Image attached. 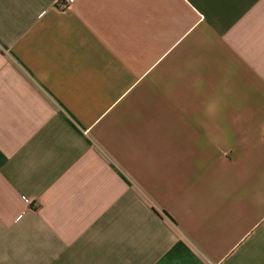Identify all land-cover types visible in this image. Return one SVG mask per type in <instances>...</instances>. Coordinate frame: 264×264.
<instances>
[{
    "label": "crops",
    "instance_id": "1",
    "mask_svg": "<svg viewBox=\"0 0 264 264\" xmlns=\"http://www.w3.org/2000/svg\"><path fill=\"white\" fill-rule=\"evenodd\" d=\"M0 264H264V0H0Z\"/></svg>",
    "mask_w": 264,
    "mask_h": 264
},
{
    "label": "built area",
    "instance_id": "2",
    "mask_svg": "<svg viewBox=\"0 0 264 264\" xmlns=\"http://www.w3.org/2000/svg\"><path fill=\"white\" fill-rule=\"evenodd\" d=\"M65 1H66V0H65ZM71 1H72V0H67V2H71ZM58 4H60V2H59ZM60 6L63 7V8H66V7H65V4H60Z\"/></svg>",
    "mask_w": 264,
    "mask_h": 264
}]
</instances>
